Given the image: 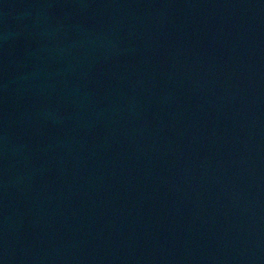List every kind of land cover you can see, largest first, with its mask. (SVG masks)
I'll return each instance as SVG.
<instances>
[{"label":"water","instance_id":"1","mask_svg":"<svg viewBox=\"0 0 264 264\" xmlns=\"http://www.w3.org/2000/svg\"><path fill=\"white\" fill-rule=\"evenodd\" d=\"M0 264H264V0H0Z\"/></svg>","mask_w":264,"mask_h":264}]
</instances>
